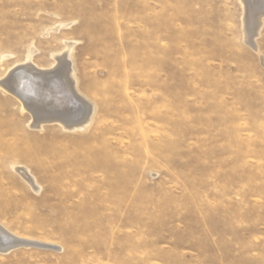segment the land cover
<instances>
[{
	"label": "rangeland",
	"instance_id": "obj_1",
	"mask_svg": "<svg viewBox=\"0 0 264 264\" xmlns=\"http://www.w3.org/2000/svg\"><path fill=\"white\" fill-rule=\"evenodd\" d=\"M250 2L0 0V80L75 42L94 106L84 130L33 129L0 90V224L32 242L0 264H264V0Z\"/></svg>",
	"mask_w": 264,
	"mask_h": 264
},
{
	"label": "bare ground",
	"instance_id": "obj_2",
	"mask_svg": "<svg viewBox=\"0 0 264 264\" xmlns=\"http://www.w3.org/2000/svg\"><path fill=\"white\" fill-rule=\"evenodd\" d=\"M244 1L247 3L246 8L249 13L253 10L250 7L251 2L250 0ZM261 17L262 15L258 16V29L263 24ZM63 26L68 25H60L58 28ZM54 30L56 31V29ZM67 44V51L65 50L64 54L54 56L57 64L52 69H41L34 64L32 61L36 50H31L26 64L20 66L21 70L17 75H13L8 81L5 80V77L0 80V90L17 99L21 104L22 112L31 115L30 128L41 130V127L46 123L57 122L65 130L70 129L73 132L84 130L91 122L94 106L79 94L78 81L74 74L73 61H71L76 43ZM13 169L30 187L38 189L36 178L28 169L20 166H14ZM0 235L3 239V243L0 244L1 253L32 244L29 240L9 233L2 224H0Z\"/></svg>",
	"mask_w": 264,
	"mask_h": 264
}]
</instances>
